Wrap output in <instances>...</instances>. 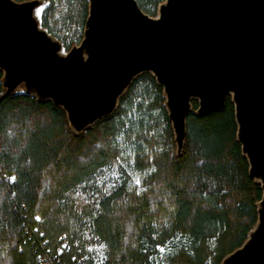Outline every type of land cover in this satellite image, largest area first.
<instances>
[{"label":"trees","instance_id":"1","mask_svg":"<svg viewBox=\"0 0 264 264\" xmlns=\"http://www.w3.org/2000/svg\"><path fill=\"white\" fill-rule=\"evenodd\" d=\"M44 1L49 5L42 14L43 27L66 51L80 44L88 0H63L67 8L56 23L52 13L57 0ZM163 1L137 0L150 16L157 15ZM1 79L0 72V264H38L44 241L55 253L62 234L69 243L61 257L66 264H82L81 259L83 264H124L121 227L128 225L136 233L132 264H221L247 239L263 192L250 177L237 141L230 98L222 112L204 117L190 113L183 154L177 157L163 88L150 73L131 84L112 116L80 136L53 103L27 95L4 97ZM147 82L156 90L153 103L165 123L162 137L169 148L164 151L154 149L160 140L150 133L144 100L137 103L142 114L125 123L131 99ZM193 106L197 109L198 103ZM125 143L137 145L139 170L153 154L158 169L150 179L152 190L164 187L171 199L163 217L147 195L130 191ZM120 204H126L124 210ZM118 211L124 216L122 225Z\"/></svg>","mask_w":264,"mask_h":264},{"label":"water","instance_id":"2","mask_svg":"<svg viewBox=\"0 0 264 264\" xmlns=\"http://www.w3.org/2000/svg\"><path fill=\"white\" fill-rule=\"evenodd\" d=\"M48 5L0 0L3 96L53 103L80 136L150 73L163 88L177 157L190 113L222 112L230 98L237 141L263 194L247 239L221 264H264V0H165L156 16L137 0H88L83 39L69 51L42 25Z\"/></svg>","mask_w":264,"mask_h":264},{"label":"rangeland","instance_id":"3","mask_svg":"<svg viewBox=\"0 0 264 264\" xmlns=\"http://www.w3.org/2000/svg\"><path fill=\"white\" fill-rule=\"evenodd\" d=\"M56 9L52 13V22L60 19L63 13L66 11L67 4H64L63 0H57ZM66 6V7H65ZM156 90L150 83H143L136 95L131 99V104L128 105L129 111L124 115L127 118L125 123H130V121L136 120L138 115L145 113L146 123L150 126V133L156 135L159 138V144L155 145L154 149L156 151H164L167 149L168 145L164 142V137H162V133L164 131L165 123L163 121L162 115L160 113V109L154 105V101L156 98ZM145 101V108L142 113L137 109V103L139 101ZM153 104V105H152ZM152 106V107H151ZM137 145L134 143H125L124 149L127 155V161L124 162L125 167L127 168L130 176H131V187L130 191L134 192L137 197H145L148 196L149 201L153 208L158 210V216L163 217L166 215L171 209V199L164 187L154 188L152 190V183H150V179L156 173L158 167L154 162L153 154L150 156V164L145 167L143 170H139L135 167L134 157L136 155L135 149ZM144 147L147 148L148 154L150 150L144 144ZM169 148V147H168ZM139 180V183H137ZM126 204H120L121 210H124V206ZM122 215L121 212L118 211V222L122 225ZM122 232V245L119 252L120 258L124 261V264H132V249L134 248L135 243V231L133 230V226H125L124 229L121 227ZM161 253H167L166 249L160 248Z\"/></svg>","mask_w":264,"mask_h":264},{"label":"built area","instance_id":"4","mask_svg":"<svg viewBox=\"0 0 264 264\" xmlns=\"http://www.w3.org/2000/svg\"><path fill=\"white\" fill-rule=\"evenodd\" d=\"M43 245L46 246L47 241H44ZM45 246H42L41 250L37 251L38 264H66L61 258L69 249V243L65 234L60 236V245L55 253H52L49 248ZM79 262L83 264L84 261L81 259Z\"/></svg>","mask_w":264,"mask_h":264},{"label":"snow or ice","instance_id":"5","mask_svg":"<svg viewBox=\"0 0 264 264\" xmlns=\"http://www.w3.org/2000/svg\"><path fill=\"white\" fill-rule=\"evenodd\" d=\"M137 183H139V180H137Z\"/></svg>","mask_w":264,"mask_h":264}]
</instances>
